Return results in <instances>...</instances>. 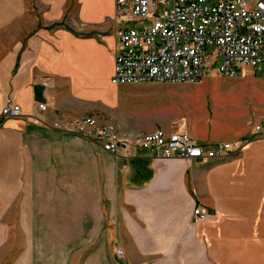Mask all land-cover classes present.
<instances>
[{"label":"crops","instance_id":"crops-1","mask_svg":"<svg viewBox=\"0 0 264 264\" xmlns=\"http://www.w3.org/2000/svg\"><path fill=\"white\" fill-rule=\"evenodd\" d=\"M58 1L0 0V37L19 31L0 52V112L11 100L22 114H0V264L9 253V264H264V134L254 131L264 120H102L95 101L116 86L115 40L103 25L114 0H79L80 10ZM72 14L81 28L61 24ZM140 84L169 98L170 83ZM85 116L130 136L247 144L207 162L114 157L53 128ZM196 207L208 217L195 220Z\"/></svg>","mask_w":264,"mask_h":264},{"label":"built area","instance_id":"built-area-1","mask_svg":"<svg viewBox=\"0 0 264 264\" xmlns=\"http://www.w3.org/2000/svg\"><path fill=\"white\" fill-rule=\"evenodd\" d=\"M103 25L111 26L115 40L113 85L201 83L211 71L235 79L245 67L264 75V0H114L113 16ZM46 109L37 105L40 112ZM0 114L22 116L11 100ZM53 128L97 142L114 157L140 150L164 159L207 162L238 154L247 144L206 147L186 132L163 130L131 137L95 117L64 120ZM254 131L264 134V122L254 125ZM193 217L202 220L208 213L196 207ZM115 254L123 255L119 248Z\"/></svg>","mask_w":264,"mask_h":264},{"label":"rangeland","instance_id":"rangeland-1","mask_svg":"<svg viewBox=\"0 0 264 264\" xmlns=\"http://www.w3.org/2000/svg\"><path fill=\"white\" fill-rule=\"evenodd\" d=\"M78 1L63 0L61 7L80 10L84 3ZM56 2L59 3L58 0ZM34 4H31V7L35 10ZM67 23L75 29L83 26L73 14L61 22L64 25ZM17 26L21 24H14V27ZM18 32L11 28L0 37V43H3L0 44V52L8 47L7 42L15 39ZM170 87L169 98H152L151 94L159 92V89H148L141 84L102 87V98L95 101L100 109L99 117L102 120H125L135 124L160 120H264V75L250 68H243L241 76L235 79L211 71L201 83H178L171 84ZM85 117L98 119L96 116ZM105 125L115 128L109 124ZM200 129L205 131L201 127ZM56 131L84 138L77 133ZM218 134L224 135L225 132ZM91 142L100 146L97 142ZM14 255L9 253L4 262L9 264Z\"/></svg>","mask_w":264,"mask_h":264}]
</instances>
